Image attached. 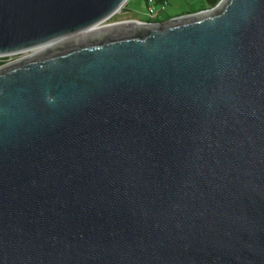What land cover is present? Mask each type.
I'll list each match as a JSON object with an SVG mask.
<instances>
[{"label": "water", "instance_id": "water-1", "mask_svg": "<svg viewBox=\"0 0 264 264\" xmlns=\"http://www.w3.org/2000/svg\"><path fill=\"white\" fill-rule=\"evenodd\" d=\"M127 1L0 0V264H264V0Z\"/></svg>", "mask_w": 264, "mask_h": 264}, {"label": "rangeland", "instance_id": "rangeland-1", "mask_svg": "<svg viewBox=\"0 0 264 264\" xmlns=\"http://www.w3.org/2000/svg\"><path fill=\"white\" fill-rule=\"evenodd\" d=\"M209 7V0H169V5L166 7L165 18L197 11ZM139 19L148 21L151 20V14L148 11L146 0H128L120 11L116 12L102 24L106 25L119 20ZM16 56H11L9 59H14Z\"/></svg>", "mask_w": 264, "mask_h": 264}, {"label": "built area", "instance_id": "built-area-1", "mask_svg": "<svg viewBox=\"0 0 264 264\" xmlns=\"http://www.w3.org/2000/svg\"><path fill=\"white\" fill-rule=\"evenodd\" d=\"M146 2H147L148 11L151 14V20L157 21V20H163L165 18L166 7L169 5V0H146ZM140 21H144V20H140Z\"/></svg>", "mask_w": 264, "mask_h": 264}, {"label": "trees", "instance_id": "trees-1", "mask_svg": "<svg viewBox=\"0 0 264 264\" xmlns=\"http://www.w3.org/2000/svg\"><path fill=\"white\" fill-rule=\"evenodd\" d=\"M220 0H209V7H212V6H215L218 2H219ZM170 17V16H169ZM166 18H168V17H166ZM166 18H164V19H166ZM163 19V20H164ZM23 53H20V54H14V55H5V56H0V65L1 64H3V63H5L6 61H8V60H10L9 58L11 57V56H20V55H22Z\"/></svg>", "mask_w": 264, "mask_h": 264}, {"label": "bare ground", "instance_id": "bare-ground-1", "mask_svg": "<svg viewBox=\"0 0 264 264\" xmlns=\"http://www.w3.org/2000/svg\"><path fill=\"white\" fill-rule=\"evenodd\" d=\"M106 25H109V24H106ZM101 26H105V25H97V26L94 27L93 29L98 28V27H101ZM91 30H92V29H91Z\"/></svg>", "mask_w": 264, "mask_h": 264}]
</instances>
